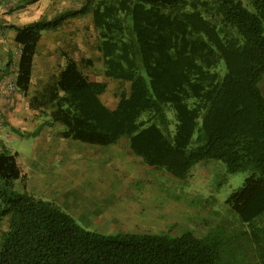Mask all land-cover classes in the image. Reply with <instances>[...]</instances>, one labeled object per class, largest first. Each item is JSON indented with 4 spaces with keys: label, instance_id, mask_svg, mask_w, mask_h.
I'll return each mask as SVG.
<instances>
[{
    "label": "trees",
    "instance_id": "1",
    "mask_svg": "<svg viewBox=\"0 0 264 264\" xmlns=\"http://www.w3.org/2000/svg\"><path fill=\"white\" fill-rule=\"evenodd\" d=\"M62 14L13 27L18 55L0 83L11 78L15 90L1 109L3 128L31 85L42 32L90 14L104 79L83 71L93 58L63 52L28 107L63 126L64 138L99 146L125 139L138 162L173 178L211 159L228 174L249 173L198 234H105L14 189L25 173L0 140V264H264V0H84ZM105 78L124 85L114 103L101 98Z\"/></svg>",
    "mask_w": 264,
    "mask_h": 264
},
{
    "label": "rangeland",
    "instance_id": "2",
    "mask_svg": "<svg viewBox=\"0 0 264 264\" xmlns=\"http://www.w3.org/2000/svg\"><path fill=\"white\" fill-rule=\"evenodd\" d=\"M243 4L251 9L245 1ZM75 19L80 22H72L70 44L67 38L51 32L41 36L31 85L21 99L26 119L19 118L18 125L2 129L4 145L10 153H16L17 164L26 173L24 179L13 182L14 189L25 188L37 198L56 204L82 227L105 234L187 228L194 234L202 232V220L211 222L216 217L209 213L211 210L224 213L220 205L242 184L248 171L228 174L222 162L211 159L193 164L184 178H173L138 162L125 139L99 146L64 138L63 126L45 123L43 114L26 104L47 82L45 79L57 73L63 52L76 59L82 55L93 58L94 65L83 67V71L91 78L104 79L94 48L96 31L91 16ZM56 40L59 43L52 45ZM106 80L107 89L101 98L107 104L114 103L115 91L124 85ZM258 85L264 95V75ZM6 227L0 203V235Z\"/></svg>",
    "mask_w": 264,
    "mask_h": 264
},
{
    "label": "crops",
    "instance_id": "3",
    "mask_svg": "<svg viewBox=\"0 0 264 264\" xmlns=\"http://www.w3.org/2000/svg\"><path fill=\"white\" fill-rule=\"evenodd\" d=\"M82 2L83 0H0V77L8 75L11 67L7 63L12 60V64H14L18 55V47L13 41L14 26L22 27L35 21L53 19L68 10L79 7ZM66 7L68 8L66 9ZM77 20L80 22L79 19L65 18L56 30L43 31L42 35L44 32H51L52 35L58 37L70 38L73 30L72 22ZM78 32L82 33L80 25L78 26ZM55 43L58 44L59 41L52 42V45ZM34 60L35 56L33 63ZM58 61H60V65L63 64V58H59ZM21 99H24V97L19 94L12 109L5 113L7 127L18 125L17 120L19 118L26 119V109L23 108ZM0 104H2L1 100ZM22 173H24L23 170Z\"/></svg>",
    "mask_w": 264,
    "mask_h": 264
},
{
    "label": "built area",
    "instance_id": "4",
    "mask_svg": "<svg viewBox=\"0 0 264 264\" xmlns=\"http://www.w3.org/2000/svg\"><path fill=\"white\" fill-rule=\"evenodd\" d=\"M14 90V81H12L11 78L5 79V81L0 83V100L2 102V104H0V140H4L2 134L1 109L2 107H4L5 110L9 109Z\"/></svg>",
    "mask_w": 264,
    "mask_h": 264
}]
</instances>
